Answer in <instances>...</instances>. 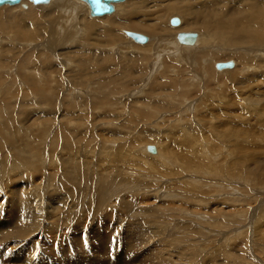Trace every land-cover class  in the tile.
Here are the masks:
<instances>
[{"label": "rangeland", "instance_id": "374dc122", "mask_svg": "<svg viewBox=\"0 0 264 264\" xmlns=\"http://www.w3.org/2000/svg\"><path fill=\"white\" fill-rule=\"evenodd\" d=\"M61 1L0 8V264H264V60L245 72L251 54L241 66L215 39L193 65L160 45L153 70L151 48L123 33L208 45L238 23L264 33V13L128 0L93 19ZM212 56L239 68L218 73Z\"/></svg>", "mask_w": 264, "mask_h": 264}, {"label": "bare ground", "instance_id": "6f19581e", "mask_svg": "<svg viewBox=\"0 0 264 264\" xmlns=\"http://www.w3.org/2000/svg\"><path fill=\"white\" fill-rule=\"evenodd\" d=\"M68 1V6H69V4H71L69 1H71V0H67ZM72 1H74V2H76V5L75 6H73L72 4V6H71V8H72V10L73 11H75V12H77V14H79L80 12H82V14L83 15H87L89 18H93V19H96V18H101V17H105V16H111V15H113L115 12H116V10L112 13V14H110V15H105V16H101V17H94V16H91V12H90V7H89V5L86 3V2H84V1H81V0H72ZM128 0H126V1H124V2H121V3H115L113 6H114V9H116V7H120V5L119 4H124V3H126ZM250 2H248L247 3V5H252V7H253V9H252V17H253V21H257V20H260V15H259V12H263L264 13V8H260V7H258L256 4H255V2L257 3V1L258 0H249ZM62 3V5L63 6H65V2L64 1H61V0H49L46 4H38V5H35V4H33L32 2H30V1H28V0H21V2L19 3V4H17V5H13V6H9V5H6V6H9V7H14V6H18L19 7V10L22 12V13H25V11L26 10H28V9H30V4H32L33 6H35V7H38V6H42V8H45V9H50V8H52V6H54V4L55 3ZM57 3V4H58ZM26 5V7L24 8L23 7V5ZM215 4V3H214ZM211 5H213V3L212 2H210L209 3V1L207 2V3H205L204 4V6H207V9H208V7L211 9ZM2 7H5V6H2ZM2 7H0V8H2ZM9 7H8V9L7 10H9ZM17 7H15V9H16ZM41 8V7H40ZM66 8H68L69 9V7H66ZM3 9V8H2ZM38 9V8H37ZM179 8H175V10H178ZM12 10V9H11ZM42 10V9H41ZM29 11V10H28ZM31 11V10H30ZM33 11V10H32ZM209 12V11H208ZM29 13V12H28ZM127 13V12H126ZM130 13V12H129ZM250 12H248V14H249ZM135 14V11H133V12H131L130 13V15H134ZM126 15V14H125ZM114 16V15H113ZM137 16H133L132 18H136ZM249 17V16H248ZM174 18H177V17H174ZM174 18H171L170 20H169V23L171 24V20L172 19H174ZM255 18H256V20H255ZM177 19H179V18H177ZM207 20V19H206ZM234 20H236V19H234ZM179 21H180V25L179 26H181V24H182V20L181 19H179ZM237 21V20H236ZM78 21H77V18L74 20V24L75 23H77ZM239 22V21H238ZM260 22V21H259ZM258 22V24L259 25H261V23H259ZM17 24H18V27L20 26V25H22L21 24V22L20 21H18V22H16ZM73 24V26H74V28H75V25ZM16 25V24H15ZM70 25H72V24H68V25H66L65 26V28H69L70 27ZM184 25V24H183ZM182 25V26H183ZM201 25H203L202 27H204V23H201L199 26H201ZM77 26V25H76ZM172 26V25H171ZM179 26H177V27H179ZM239 26H240V24L238 23L237 25H236V27H234L233 28V30L230 32V33H228V31L227 30H220L219 32H210L209 33V35H208V45L209 44H212V47H216V45L217 44H215V43H212V41L213 40H217V42H224L223 44L222 43H220L221 45H223V46H225V48L227 49V48H229V49H232V50H225V51H223L225 48H223L222 49V51L223 52H227V53H233V54H236V59H238V62H239V64L241 65V66H244V61H243V58H242V56H240L239 54H245V55H247V56H249V54H251L250 55V58L249 59H245L246 60V66L244 67L246 70H245V72H248V71H252V69H254L252 66H257L258 65V61H262V60H264V47L263 48H260V46H262L263 44H264V33H263V31L260 29V27L259 26H254L253 24H250L248 27H246V28H239ZM17 27V26H16ZM56 27H57V25H56ZM86 27H87V29L90 31V30H92V29H95L96 27H95V25H93V24H86ZM201 27V28H202ZM256 27H259L258 29L256 28ZM172 28H174V29H177L176 27H173L172 26ZM79 29V28H78ZM205 29H206V27H205ZM54 31H57V32H54V33H58L59 34V31L57 30V29H54ZM177 30H171V32L170 33H172V34H174V33H176L175 34V36H172V37H170L172 40L173 39H175V40H173V41H171V43L172 42H175V43H170L169 42V37L167 36V37H161V38H158V40L155 38H153V40H157L155 43L152 41V40H149L150 38H148L147 36H145V35H143L144 37H146V38H148V42L147 43H145V44H140V43H137V42H135L133 39H131L132 41L131 42H133V44L135 43V44H140L141 46H144V45H146V46H144V47H148V48H151V51H152V53H154L155 54V59H156V64L155 65H153L152 67H153V70H154V67H155V69H157V66H158V62H159V59L161 60V58L163 57V56H165V54H163V53H166L167 52V54H166V56L167 57H171L170 59H172V58H176V59H178V61L180 62V63H183L184 65L185 64H191V65H193V63L197 60V61H200V57L203 55V54H199V55H192V53H203V51L205 50V48L204 47H207V50L209 49V51H211L210 49H212V47H211V45H206V41H203V36L200 34H197V39H196V41H195V43H193L192 45H182V44H180L179 42H178V36H179V34H181V32H179V33H177L176 32ZM60 32H62V34L64 35H66L68 38H70L71 37V35H69L70 34V32L71 31H68V32H63V31H60ZM128 31H123V33L126 35V33H127ZM155 32V31H154ZM133 33V32H132ZM191 33H193V32H191ZM138 34V33H137ZM35 35L36 34H32V35H26V34H22L21 36H23L24 38H25V40H28L29 38H33V37H35ZM140 35H142V34H140ZM61 36V35H60ZM159 36V35H158ZM58 37V36H57ZM63 37V36H62ZM66 37V38H67ZM36 38V37H35ZM64 38V37H63ZM72 38V37H71ZM70 38V39H71ZM73 39V38H72ZM30 41V40H29ZM247 43H250V44H256V45H253V46H250V48H245V49H235L234 47L235 46H237V47H239L240 45H244V44H247ZM149 44V45H148ZM148 45V46H147ZM160 45H162V46H164V48H168V50L166 51V50H164V51H160ZM218 46V45H217ZM198 47H200L201 48V50L198 48ZM183 48V49H182ZM202 48H204V49H202ZM234 48V49H233ZM198 49V50H197ZM160 51V52H159ZM166 51V52H165ZM208 51V52H209ZM221 51V50H220ZM221 51V52H222ZM219 52V51H218ZM190 55H192V56H190ZM233 57V56H232ZM258 57V58H257ZM260 57H263V58H261L260 59ZM202 58V57H201ZM217 58H219L220 60L221 59H223V58H221V57H216V56H212V57H210V59H208V61L207 60H205L204 62L206 63V62H213V65L215 66V69H216V65L218 64V63H216V62H214ZM250 59H254V62H252V63H249L250 62ZM257 59V60H256ZM260 59V60H259ZM232 61V60H231ZM201 62V61H200ZM203 62V63H204ZM228 62H230V61H228ZM238 62L236 61V64H235V62H234V64H235V66L237 65V68H236V70H238V68H239V65H238ZM160 63V62H159ZM224 63H226V62H224ZM249 63V64H248ZM211 64V63H210ZM209 64V65H210ZM205 65V64H204ZM138 66H139V64H138ZM138 66H135V67H138ZM235 66H234V68H235ZM152 67H151V70H152ZM213 67H212V65H210L209 67H208V71L209 72H211L213 75H215L214 73H213V69H212ZM233 68V69H234ZM248 68H250V69H248ZM159 69H161V66H160V68ZM182 69V68H181ZM233 69H226V70H222V71H218L217 69H216V71H218V73H231L229 70H233ZM228 70V71H227ZM156 71V70H155ZM224 71H227V72H224ZM155 73V72H154ZM218 73H217V75H218ZM222 73V74H223ZM242 74H244L245 75V73L243 72V71H241L240 72V75L242 76ZM168 84H170V85H172V84H178V82L176 81V80H171V82L169 81V83ZM168 84H165V85H168ZM157 85L159 86V84L157 83ZM162 85H164V84H162ZM160 87V86H159ZM185 106V105H184ZM187 106V105H186ZM160 109H164V108H160ZM58 133V132H57ZM150 148V147H149ZM154 148V147H153ZM155 149V148H154ZM158 149V148H157ZM148 151L152 154V155H155V154H157V152H156V150H155V152H151L150 151V149H148ZM159 151V150H158ZM34 154V153H33ZM62 154V153H61ZM128 155V154H127ZM158 156H159V153H158V155L156 156L157 158H158ZM126 157V156H125ZM160 158H162V156H160ZM134 159H136V158H134ZM44 165V164H43ZM14 167V166H13ZM15 168V167H14ZM16 169V168H15ZM64 171V170H63ZM69 171V170H68ZM8 172V171H7ZM13 177V176H12ZM56 179V178H55ZM62 179V178H61ZM39 183V182H38ZM61 183V182H60ZM195 184V183H194ZM65 185V184H64ZM65 192V191H64ZM62 193V192H61ZM45 195V194H44ZM55 195V194H54ZM58 196V195H57ZM85 196V195H84ZM87 197V196H86ZM89 198V197H88ZM46 200V199H45ZM71 200V199H70ZM100 201V200H99ZM101 202V201H100ZM55 204V203H54ZM58 205H59V203H57ZM32 205V204H31ZM35 206V205H34ZM33 206V207H34ZM30 207V206H29ZM35 209V208H34ZM62 210V209H61ZM47 211V210H46ZM45 214V213H44ZM166 215V214H165ZM168 216V215H167ZM38 217V216H37ZM39 217H41V216H39ZM164 220V219H163ZM40 221V220H39ZM146 226V225H145ZM146 229V228H145ZM28 231V230H27ZM138 232V231H137ZM151 233V232H150ZM137 234V233H136ZM141 234V233H140ZM147 235V234H146ZM151 236V235H150ZM136 237H137V235H136ZM141 236H139V238H140ZM149 237V236H148ZM145 239V237H143V240ZM147 240V239H146ZM148 242V241H147ZM146 242V243H147ZM21 244V243H20ZM18 245V244H17ZM19 248V247H18ZM28 261V260H27ZM24 262V261H23Z\"/></svg>", "mask_w": 264, "mask_h": 264}, {"label": "water", "instance_id": "95a60500", "mask_svg": "<svg viewBox=\"0 0 264 264\" xmlns=\"http://www.w3.org/2000/svg\"><path fill=\"white\" fill-rule=\"evenodd\" d=\"M32 2L35 5L38 4H46L49 0H28ZM86 2L89 7H90V12L91 16L94 17H101L105 15H110L112 14L115 9H114V4L115 3H121L126 0H81ZM21 2V0H0V7L2 6H13L17 5ZM23 7L25 8L26 5L24 4ZM171 25L173 27H177L180 25V21L177 18H174L171 20ZM126 35L133 39L135 42L140 43V44H145L148 42V38L144 37L143 35L137 34V33H132V32H127ZM197 39V33H181L178 36V42L182 45H192L195 43ZM235 66L233 61L226 62V63H218L216 65V69L218 71L226 70V69H233ZM151 152H155V149L153 147L149 148Z\"/></svg>", "mask_w": 264, "mask_h": 264}]
</instances>
